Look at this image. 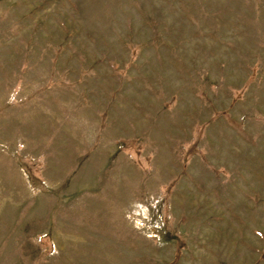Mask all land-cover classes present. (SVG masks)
<instances>
[{"label": "rangeland", "instance_id": "374dc122", "mask_svg": "<svg viewBox=\"0 0 264 264\" xmlns=\"http://www.w3.org/2000/svg\"><path fill=\"white\" fill-rule=\"evenodd\" d=\"M0 264H264V0H0Z\"/></svg>", "mask_w": 264, "mask_h": 264}]
</instances>
